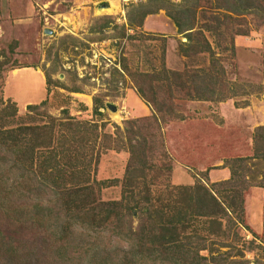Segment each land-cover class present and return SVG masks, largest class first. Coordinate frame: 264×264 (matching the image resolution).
I'll return each instance as SVG.
<instances>
[{"label": "rangeland", "instance_id": "374dc122", "mask_svg": "<svg viewBox=\"0 0 264 264\" xmlns=\"http://www.w3.org/2000/svg\"><path fill=\"white\" fill-rule=\"evenodd\" d=\"M118 1L114 10L111 0H0V105L14 103L16 117L25 113L32 122L52 123L56 137H64L73 146L67 157L70 162L60 166V177L73 176L76 181L88 177L86 183L95 187L93 191L99 189V200L118 198L124 192L127 184L122 178L132 164L129 174L138 179L139 189L146 190L144 196L153 209L157 208L152 198L155 188L149 184L155 180L168 191L170 207H181L194 184L204 185L215 195L229 188L235 189L233 193L240 191L241 220L230 214L217 220L218 226L206 216L201 242L209 249L217 246L212 249L214 257L227 254V261L234 260L231 264H264V232L253 229L248 219L260 203L246 205L256 188L260 194L255 198L264 208V169L256 167L264 153V22L250 14L225 21L246 33L231 38L229 27L221 24L220 34L204 32L213 54L183 55L179 41L184 38L162 9L147 16L144 24L143 19L136 30L129 29L131 36H110L113 22H125L124 6L138 0ZM200 7L207 15L219 11L208 0L200 1ZM101 15L111 16L109 25L101 33L89 31L94 18ZM66 34L74 39L64 38ZM120 61L126 68H119ZM113 66L120 69L119 74L111 73ZM31 69L41 75L46 70L50 81L45 83ZM205 70L214 80L211 95L223 97L189 99ZM72 83L80 94L62 86ZM94 93H108L102 96L100 115L90 112ZM28 103L37 107L27 110ZM63 107L72 116L65 124H61ZM81 119L94 128L87 127L86 134L68 129L70 121ZM127 136L135 139L134 153L127 149ZM138 157L145 160L141 165ZM58 158L61 162L63 157ZM162 159L170 166L165 172L147 164L157 165ZM130 195H123L126 201ZM142 214H126L123 219L136 230L145 219ZM198 253L206 255L207 249Z\"/></svg>", "mask_w": 264, "mask_h": 264}, {"label": "trees", "instance_id": "16d2710c", "mask_svg": "<svg viewBox=\"0 0 264 264\" xmlns=\"http://www.w3.org/2000/svg\"><path fill=\"white\" fill-rule=\"evenodd\" d=\"M200 1L202 0L130 1L124 6L126 23L117 25L113 22L111 28H114V32L110 36H131L127 32L129 29L136 30L147 14L162 9L173 23L176 33L184 38L179 41L181 54L190 55L204 51L213 54L214 50L204 32L220 34L222 24L224 28L229 27L228 33L230 32L231 38L235 33L245 34L246 29H241L239 26L231 27L225 23L244 14H250L264 22V0H208V2L212 1L215 9L219 10L211 15L201 10ZM201 17L204 19L200 20ZM223 17L227 20H222ZM94 20L89 31L101 33L103 28L109 25L111 16L101 15ZM64 38L69 41L74 39L69 34L64 35ZM120 66L121 70L126 68L123 61H120ZM111 69V73L119 74L120 69L117 66ZM43 73L44 82L48 83L49 75L46 70ZM211 81L214 80H210L206 70L202 72L195 84L197 88L190 93L189 99L222 98L223 96L211 95L212 91L209 89ZM62 86L68 90H80L74 83ZM107 94H92L91 112L94 115L102 114L100 110L104 105L102 96ZM26 106L27 110H31L37 107V104L28 103ZM81 108L84 109V105H81ZM155 110H158V107ZM62 112L61 124H65V119L72 116L64 107ZM69 124L70 128L67 126L66 129L73 131L77 128L78 133L84 134L87 127L94 128V125H90L85 119L73 120ZM52 128V123L42 125L32 122L31 116L28 117L25 113L16 117L14 103L0 105V264H231L234 262V260L227 261V254L225 258H215L212 249L218 248L217 246L210 249L204 246L201 242L205 239L202 225L205 224L206 216L207 220L218 223V226L217 220L228 219L230 214H234L237 221L241 220L240 191L233 193L235 189L229 188L227 192L215 195L204 185L194 184L192 190L185 194L186 198H183L181 207L180 205L170 207L168 191L155 180L149 184L150 187L155 188L152 198L156 201L157 208L153 209L154 207L149 205L147 196H144L146 190L139 189L138 179H134V176L129 174L133 168L132 164L125 168L122 178L127 184L123 188L124 192H120L118 198L99 200V189L93 191L95 187L86 183L88 177H80L78 181L74 180L73 176L60 177L63 173L60 166L70 162L67 157L70 158L73 146L67 143L64 137H56ZM42 129L46 130L42 131ZM95 137L96 133H93V138ZM126 139L128 151L134 153L135 139L132 136H127ZM140 140L142 148H146L148 145L144 142V135L140 136ZM161 155L162 153L159 156ZM59 156L64 158H60L61 162L58 161ZM254 156L256 153H253L252 158H256ZM89 158L90 156L87 159ZM138 159L140 165L141 160L145 161L140 157ZM237 159L244 158L237 157ZM257 163L263 164L259 166L257 164V168L264 169V153L260 154ZM74 164L73 162L71 164L73 169ZM147 164L152 168L166 171L170 168L164 159L159 160L157 165L151 162ZM156 176L155 173V178ZM66 182L69 184L67 187ZM230 191L231 193H228ZM127 192L131 195L126 201L123 195ZM140 199L144 200L140 201ZM95 201L100 202V205L97 206ZM143 212L145 219L136 230L123 219L126 214L141 216ZM111 216L114 219L109 224H104L103 221ZM219 245L221 246V243ZM201 248L207 249L206 255L198 253V249Z\"/></svg>", "mask_w": 264, "mask_h": 264}, {"label": "crops", "instance_id": "0c3cea01", "mask_svg": "<svg viewBox=\"0 0 264 264\" xmlns=\"http://www.w3.org/2000/svg\"><path fill=\"white\" fill-rule=\"evenodd\" d=\"M112 1V3H111V5H112V9H114L115 10V8L117 7L118 8V6L120 5V2L118 1V0H111ZM117 1V2H116ZM105 4H106V2H105ZM111 5H109V6H111ZM108 7V6H107ZM151 14H147L145 17H144V20L145 21H143V24H144V22H146V17L147 16H150ZM148 18V17H147ZM26 68V67H25ZM31 70H33V71H35V73L39 76V78L42 80V81H44V76L43 75H41L40 74V71H38V70H35V69H31ZM69 91H71V93H73V94H80L81 93V90H77V91H73V90H69ZM81 108V107H80ZM86 108H84L83 110H85ZM78 111H81L80 109H77V112ZM90 112H91V108H90ZM255 191V192H254ZM253 191V194L251 193V195H252V197L251 198H249V200L247 201V203H246V205H247V207H248V205H249V203H250V206H251V202L252 201H256V200H258L259 201V203H260V205H254V209L255 210H257V211H255V214L253 215H251V216H249V222L251 223V226H252V228L253 229H255L256 231H258V230H261V231H263L264 232V213H263V203H262V201L260 200V199H258V198H255V196L256 195H259L260 194V192L258 191V189H256L255 188V190ZM257 201V202H258ZM252 206H253V204H252Z\"/></svg>", "mask_w": 264, "mask_h": 264}, {"label": "bare ground", "instance_id": "6f19581e", "mask_svg": "<svg viewBox=\"0 0 264 264\" xmlns=\"http://www.w3.org/2000/svg\"><path fill=\"white\" fill-rule=\"evenodd\" d=\"M107 11L110 10V8H105ZM116 116V115H115Z\"/></svg>", "mask_w": 264, "mask_h": 264}]
</instances>
